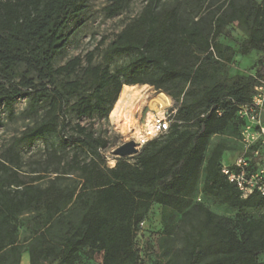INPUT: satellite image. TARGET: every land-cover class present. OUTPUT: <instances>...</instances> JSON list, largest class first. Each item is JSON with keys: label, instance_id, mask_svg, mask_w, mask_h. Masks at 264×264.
I'll return each instance as SVG.
<instances>
[{"label": "trees", "instance_id": "1", "mask_svg": "<svg viewBox=\"0 0 264 264\" xmlns=\"http://www.w3.org/2000/svg\"><path fill=\"white\" fill-rule=\"evenodd\" d=\"M132 1L109 0L106 16L118 15ZM158 1L147 0L106 45L100 62L92 50L56 66L55 55L74 33L70 24L87 10L88 1L0 0V104L13 114L15 101L29 97L26 114L46 108L40 120L15 137L8 161L19 160L16 146L57 134L62 144L79 149L62 173L78 172L80 179L73 190L57 184L60 175L41 186L36 182L43 177L22 180L17 169L0 160V253L11 246L18 255L25 248L30 264H79L82 252L92 257L99 251L103 264H146L137 234L152 205L158 204L165 233L181 240L165 264H264V211L257 217L242 212L229 217L195 201L205 166V193L240 211L264 208V196L242 198L222 173L223 143L205 157L211 137L228 126L239 138L244 121L237 110L264 78V58L256 63L255 74L237 75L230 84L211 77L198 91L186 90L188 84L202 82L203 70L194 68L205 59L217 54L231 60L232 47L218 40L230 22L249 29L240 45L242 54L264 53V0H222L210 34L200 22L185 24L176 7L158 9ZM121 56L129 61L112 68ZM135 84H150L171 96L177 109L174 121L163 137L142 147L134 162L117 157L114 166H103L100 150L108 140L81 120L108 117L123 86ZM73 117L78 119L74 125ZM70 127L73 133L67 136ZM47 152L49 160L61 165L56 150ZM83 152L89 160L81 157ZM41 208L43 226L20 243L19 214Z\"/></svg>", "mask_w": 264, "mask_h": 264}, {"label": "rangeland", "instance_id": "2", "mask_svg": "<svg viewBox=\"0 0 264 264\" xmlns=\"http://www.w3.org/2000/svg\"><path fill=\"white\" fill-rule=\"evenodd\" d=\"M87 1V10L79 19H74L70 24V29L74 33L68 46L55 55L54 64L56 66L64 64L68 59L76 55L85 56L92 50H95V62H100L102 51L106 45L114 38L116 33L139 15L147 2V0H133L124 11L114 17H108L105 14L104 7L109 4V0ZM250 1L237 0L239 4ZM255 1L261 2L262 0ZM221 4L222 0H159L158 9L176 7L180 19L185 24L191 25L194 22H200L210 34L211 19L215 13L221 12L219 9ZM248 33V27L238 21H233L225 25L218 40L224 45L232 47V51L228 52L231 54V60L220 59L217 54H214L209 59H205L203 64L197 65L194 68V70H197L200 67L203 70L202 82L194 86L188 84L186 90L194 87L198 91L203 85L209 82V78L211 77H216L230 84L237 75L255 74V65L261 57L264 58V53L256 51L246 55L241 53L240 45L248 36ZM103 40L105 41L101 45L100 42ZM128 61V56L118 57L112 63V68L126 64ZM206 78H208L207 82L205 81ZM135 86L141 88L140 90H143V93H145V97L139 104L140 109L134 111L133 114L136 124L141 123L146 118L148 112H156L160 109L158 103L161 102L164 95L171 99L173 105L172 97L164 90H158L150 84H135ZM28 105L29 97L18 98L15 101L14 112L10 114L9 110L3 104H0V160L7 162L12 169H17L18 175L22 180L30 181L36 179V177H43L36 183L45 186L55 175H60L61 177L57 181L60 187L67 190L76 189L80 181L78 172L63 174L62 171L67 169L65 163L70 161L74 152L79 149L73 143L68 145L62 144L60 142L61 137L57 134L48 136L46 140H37L33 144L25 143L16 146L14 151L19 154V160L17 163L8 161V158L11 157L9 156V150L14 144L15 137L20 136L22 130L27 126L40 120L46 110L43 105L37 113L28 115L25 112ZM71 120L72 125L78 121L76 117L71 118ZM81 122L82 124L92 125L97 135H102L108 140L107 147L100 150L104 156L103 166H114L117 162V157L121 156L115 155L113 150L129 140L128 134H124L115 127L110 119V114L106 118H84ZM233 130L234 127L228 126L221 133L214 134L210 139L205 157L207 158L209 156L217 143H223L225 146L223 159L232 160L240 148L237 135ZM72 133L73 128L70 127L66 135L69 136ZM51 149L56 150L63 158L61 165L49 160L47 151ZM135 155L126 157L131 162H134ZM81 157L86 160L90 159L89 155L84 152L81 154ZM204 175L205 166L202 167L195 201L203 202L215 213L229 217H236L240 212L247 217H257L264 211V208H248L240 211L236 207L220 202L214 196L203 191ZM161 212L162 207L158 204H153L146 220L140 225L137 234V244L146 264H165L172 257L174 250L181 246V240L178 234L170 237L165 233ZM44 219V208L39 210L30 209L19 214V242L24 243L25 240L32 237L43 226ZM168 248L170 250L169 252L166 251ZM81 256L79 264H103L102 253L99 251H96L92 257H88L84 252H82ZM0 264H30L29 252L23 248L21 254L18 255L17 251L11 246H6L0 253Z\"/></svg>", "mask_w": 264, "mask_h": 264}, {"label": "built area", "instance_id": "3", "mask_svg": "<svg viewBox=\"0 0 264 264\" xmlns=\"http://www.w3.org/2000/svg\"><path fill=\"white\" fill-rule=\"evenodd\" d=\"M164 101L156 112H148L146 118L133 127L128 141L133 140L139 150L149 141L167 133L177 109L171 99ZM238 117L244 121L240 136V149L232 160L222 161V173L234 183L242 198L254 193L264 196V78L254 86L251 100L241 104Z\"/></svg>", "mask_w": 264, "mask_h": 264}, {"label": "bare ground", "instance_id": "4", "mask_svg": "<svg viewBox=\"0 0 264 264\" xmlns=\"http://www.w3.org/2000/svg\"><path fill=\"white\" fill-rule=\"evenodd\" d=\"M135 85H125L110 113V119L115 127L127 134L133 127H136V121L133 117L134 111L139 110V104L145 97L143 90ZM165 99V100H164ZM164 101L169 99L166 95L159 102L161 107Z\"/></svg>", "mask_w": 264, "mask_h": 264}, {"label": "water", "instance_id": "5", "mask_svg": "<svg viewBox=\"0 0 264 264\" xmlns=\"http://www.w3.org/2000/svg\"><path fill=\"white\" fill-rule=\"evenodd\" d=\"M113 153L117 156L126 157L139 153V150L135 146V142L133 140L124 142L116 149L113 150Z\"/></svg>", "mask_w": 264, "mask_h": 264}, {"label": "crops", "instance_id": "6", "mask_svg": "<svg viewBox=\"0 0 264 264\" xmlns=\"http://www.w3.org/2000/svg\"><path fill=\"white\" fill-rule=\"evenodd\" d=\"M238 142H239V140H238ZM239 144H240V142H239ZM240 149V148H239Z\"/></svg>", "mask_w": 264, "mask_h": 264}]
</instances>
